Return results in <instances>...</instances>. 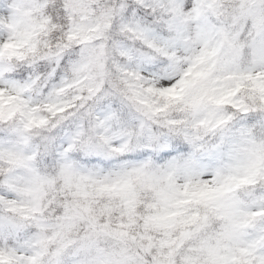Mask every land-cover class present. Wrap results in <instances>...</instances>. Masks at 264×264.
I'll return each instance as SVG.
<instances>
[{"label":"snow or ice","instance_id":"snow-or-ice-1","mask_svg":"<svg viewBox=\"0 0 264 264\" xmlns=\"http://www.w3.org/2000/svg\"><path fill=\"white\" fill-rule=\"evenodd\" d=\"M0 264H264V0H0Z\"/></svg>","mask_w":264,"mask_h":264}]
</instances>
